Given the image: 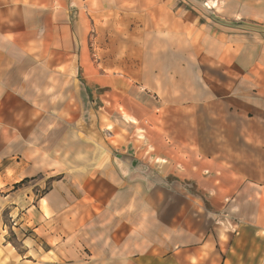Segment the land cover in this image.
Instances as JSON below:
<instances>
[{"label":"crops","instance_id":"0c3cea01","mask_svg":"<svg viewBox=\"0 0 264 264\" xmlns=\"http://www.w3.org/2000/svg\"><path fill=\"white\" fill-rule=\"evenodd\" d=\"M0 264H264V0H0Z\"/></svg>","mask_w":264,"mask_h":264},{"label":"rangeland","instance_id":"374dc122","mask_svg":"<svg viewBox=\"0 0 264 264\" xmlns=\"http://www.w3.org/2000/svg\"><path fill=\"white\" fill-rule=\"evenodd\" d=\"M6 228H7V234H6V238H5V242L7 244H9V247L10 246H19L21 244V241L19 242L16 238V235L14 234V229H18L20 230L21 233L24 234V236L28 237V238H31L30 236H32V231H28V229H21L20 226L18 225L17 221H13L11 218H9L8 222H6ZM14 232V233H13ZM32 240V239H30ZM40 241V240H39ZM39 241L36 242V244L38 246H40L42 248V250L46 251V249L48 248V245L46 244L45 241H42V243H40ZM22 258L24 257V255H20Z\"/></svg>","mask_w":264,"mask_h":264}]
</instances>
